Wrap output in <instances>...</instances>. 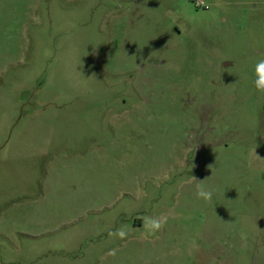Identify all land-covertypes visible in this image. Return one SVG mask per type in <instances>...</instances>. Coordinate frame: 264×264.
Segmentation results:
<instances>
[{
  "label": "rangeland",
  "instance_id": "obj_1",
  "mask_svg": "<svg viewBox=\"0 0 264 264\" xmlns=\"http://www.w3.org/2000/svg\"><path fill=\"white\" fill-rule=\"evenodd\" d=\"M261 58L264 0H0V264H264Z\"/></svg>",
  "mask_w": 264,
  "mask_h": 264
},
{
  "label": "clouds",
  "instance_id": "obj_2",
  "mask_svg": "<svg viewBox=\"0 0 264 264\" xmlns=\"http://www.w3.org/2000/svg\"><path fill=\"white\" fill-rule=\"evenodd\" d=\"M254 75L255 79L253 81L254 87L257 92L264 94V58L259 59L254 66ZM194 179H196L194 177ZM196 196L199 199H203L206 202H210L212 200L213 191L206 189L204 187V183L202 180H198L197 183V191ZM159 223L156 224V228H159ZM121 237H123L124 233H120ZM111 254V253H110Z\"/></svg>",
  "mask_w": 264,
  "mask_h": 264
},
{
  "label": "built area",
  "instance_id": "obj_3",
  "mask_svg": "<svg viewBox=\"0 0 264 264\" xmlns=\"http://www.w3.org/2000/svg\"><path fill=\"white\" fill-rule=\"evenodd\" d=\"M201 4H202L201 2H198V3L195 4V6H198V5H201Z\"/></svg>",
  "mask_w": 264,
  "mask_h": 264
}]
</instances>
